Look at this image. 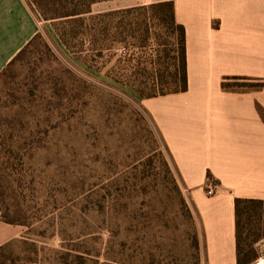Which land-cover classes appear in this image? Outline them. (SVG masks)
<instances>
[{"label":"rangeland","instance_id":"obj_1","mask_svg":"<svg viewBox=\"0 0 264 264\" xmlns=\"http://www.w3.org/2000/svg\"><path fill=\"white\" fill-rule=\"evenodd\" d=\"M52 24L0 75V209L25 224L0 264H205L199 218L136 92L158 67L171 80L176 33L151 21L143 47L108 41L98 57ZM242 219L240 246L260 256L264 206Z\"/></svg>","mask_w":264,"mask_h":264},{"label":"crops","instance_id":"obj_2","mask_svg":"<svg viewBox=\"0 0 264 264\" xmlns=\"http://www.w3.org/2000/svg\"><path fill=\"white\" fill-rule=\"evenodd\" d=\"M172 2L184 29L187 90L141 99L200 222L205 264H236L234 200L264 201V0H105L91 14ZM50 21L0 0V72ZM225 77L263 83L224 91ZM209 173L212 195L205 193ZM0 220V248L21 236Z\"/></svg>","mask_w":264,"mask_h":264},{"label":"trees","instance_id":"obj_3","mask_svg":"<svg viewBox=\"0 0 264 264\" xmlns=\"http://www.w3.org/2000/svg\"><path fill=\"white\" fill-rule=\"evenodd\" d=\"M38 18L43 21H50L58 35L61 43L66 46V36L71 40L83 37L88 40L90 51L100 57L106 49L108 41L119 42L131 39L143 47L148 41V24L153 22L159 29L176 33L174 36L173 49L177 51V62L173 63L172 73H169L168 82L161 78L160 67L156 73L158 81L153 84V88L141 94V90L136 92L142 98H152L168 94L181 93L187 90V69H186V51L185 35L181 25L174 19V7L172 2H159L155 4L140 5L136 7L110 11L101 14H91L90 7L93 3L105 0H25ZM103 18H111L113 23L101 26ZM160 33H156L155 39H158ZM37 37L35 35L29 43L24 46L16 56L0 72L4 73L5 69L11 66L17 60L26 48ZM113 38V39H111ZM167 56V55H166ZM159 63V60H157ZM168 71V69H166ZM155 73V74H156ZM156 75V76H157ZM161 78V79H160ZM236 81H245L241 84ZM263 83L258 80H250L242 77H225L222 79L220 86L224 91H247L258 90ZM165 148V146H164ZM165 151L167 152L166 148ZM168 154V153H167ZM177 174V173H176ZM207 182L216 183L209 173L206 174ZM264 206V201L256 199L234 200V218H235V245H236V264H253L259 256H250L247 251L241 248V235L243 229L242 217L249 214L250 210H255ZM0 220L10 225H25L23 222L9 218L6 211L0 209Z\"/></svg>","mask_w":264,"mask_h":264},{"label":"built area","instance_id":"obj_4","mask_svg":"<svg viewBox=\"0 0 264 264\" xmlns=\"http://www.w3.org/2000/svg\"><path fill=\"white\" fill-rule=\"evenodd\" d=\"M116 52H117L118 54H122V49L119 48V49L116 50ZM204 190H205V193H206L208 196L212 195L213 192H212V186H211L210 182H208V183L204 186ZM261 249H262V253L260 254V256H259V258H258V262H257V264H262V263H264V241H263L262 244H261Z\"/></svg>","mask_w":264,"mask_h":264}]
</instances>
